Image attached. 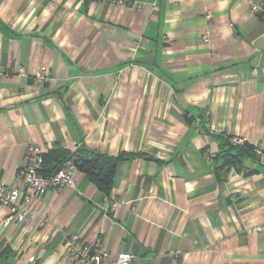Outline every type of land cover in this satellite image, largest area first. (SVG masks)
<instances>
[{"label":"crops","instance_id":"obj_1","mask_svg":"<svg viewBox=\"0 0 264 264\" xmlns=\"http://www.w3.org/2000/svg\"><path fill=\"white\" fill-rule=\"evenodd\" d=\"M0 63L8 185L31 143L134 154L110 196L78 170L24 221L0 204V264H76L71 234L128 264H264V160L219 155L235 135L264 147V0H0Z\"/></svg>","mask_w":264,"mask_h":264},{"label":"built area","instance_id":"obj_2","mask_svg":"<svg viewBox=\"0 0 264 264\" xmlns=\"http://www.w3.org/2000/svg\"><path fill=\"white\" fill-rule=\"evenodd\" d=\"M117 4H124L130 0H105ZM142 6L140 3L137 5ZM254 12L263 11L261 5H253ZM208 19H212L211 12L206 14ZM204 41H208V35L203 36ZM17 73H24V68L19 67ZM46 70L37 73L38 79L47 78ZM9 74L8 70L0 63V80ZM233 144L242 145L247 142L242 135L231 136ZM255 154L264 160V147L261 144L254 145ZM206 158L212 160L215 156L211 151L206 150ZM43 151L34 143L28 145L24 157V164L17 173V184L8 185L0 178V204L5 206L9 212V219L24 221L29 217L28 203L34 196H41L45 192L62 187H72L76 183L77 166L72 160H67L63 167L52 175L45 176L40 170L43 166ZM120 206L119 200L109 197L102 206L103 210L114 212ZM261 227L258 226V229ZM65 252L71 261L76 264H128L136 258V254L131 252H119L113 254L104 246L103 241L98 238L92 243H85L78 234L69 235L64 243Z\"/></svg>","mask_w":264,"mask_h":264},{"label":"trees","instance_id":"obj_3","mask_svg":"<svg viewBox=\"0 0 264 264\" xmlns=\"http://www.w3.org/2000/svg\"><path fill=\"white\" fill-rule=\"evenodd\" d=\"M230 138L225 137L220 141L222 148L219 155L224 158L223 165L242 164L247 156L260 158L255 154L252 144L248 142L242 145L233 144ZM133 155V153L124 151L117 155H108L85 146L75 150L56 146L43 153L44 161L40 172L45 176L52 175L62 168L67 160H72L78 170L83 171L98 189L110 196L118 163Z\"/></svg>","mask_w":264,"mask_h":264}]
</instances>
